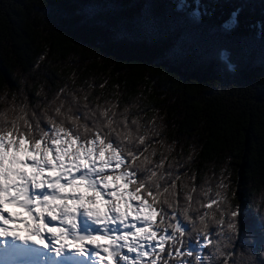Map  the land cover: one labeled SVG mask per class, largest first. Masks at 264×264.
Segmentation results:
<instances>
[{
    "label": "trees",
    "instance_id": "1",
    "mask_svg": "<svg viewBox=\"0 0 264 264\" xmlns=\"http://www.w3.org/2000/svg\"><path fill=\"white\" fill-rule=\"evenodd\" d=\"M179 2L0 0V124L22 126L23 117L46 129V117L72 107L83 129L89 110L115 113L143 138L136 165L163 161L161 186L175 182L161 196L174 209L165 208L183 220L191 205V217L213 221L219 193L221 208L240 210L239 230L222 236L229 264H264V0H200L199 19L190 16L196 0L183 11ZM234 11L239 24L225 30ZM198 235L186 232V243Z\"/></svg>",
    "mask_w": 264,
    "mask_h": 264
},
{
    "label": "snow or ice",
    "instance_id": "2",
    "mask_svg": "<svg viewBox=\"0 0 264 264\" xmlns=\"http://www.w3.org/2000/svg\"><path fill=\"white\" fill-rule=\"evenodd\" d=\"M196 2L197 9L190 13L193 19L201 16L200 0ZM186 6L180 0L176 10ZM238 24L234 11L223 28ZM260 27L264 29V23ZM219 59L226 71L236 70L228 50L220 51ZM62 108L63 104L54 109L58 117ZM89 113L84 115L91 125L86 123L83 129L72 107L59 120L46 117V129L38 120L23 117L18 118L23 119L22 126L15 121L0 124V264H229L222 236L239 230L235 219L239 208H221L225 198L217 193L218 199L211 202L217 204L213 221L206 219L208 212L191 217V205L182 210L183 220L178 219L174 210H167L174 204L167 197L161 199L175 183L161 186L165 176L157 178V170L163 161L145 168L152 163L146 157L136 165L146 151L139 148L143 138L135 141L127 122H118L115 113ZM109 169L119 172L108 174ZM129 184L130 194L124 191ZM109 185L111 190L102 195L101 186ZM129 195L138 202L135 206ZM191 200L189 195L187 201ZM217 212L219 220L214 219ZM213 222L216 230L209 232ZM196 231V242L189 239L185 248V233L190 237ZM210 245L212 250L205 254ZM193 255L194 261L183 259Z\"/></svg>",
    "mask_w": 264,
    "mask_h": 264
},
{
    "label": "rangeland",
    "instance_id": "3",
    "mask_svg": "<svg viewBox=\"0 0 264 264\" xmlns=\"http://www.w3.org/2000/svg\"><path fill=\"white\" fill-rule=\"evenodd\" d=\"M45 175H47V172L45 173ZM101 189H103V186H101ZM236 250H237V246H235V247L233 248V250H232L231 253L233 254V252L236 251Z\"/></svg>",
    "mask_w": 264,
    "mask_h": 264
}]
</instances>
